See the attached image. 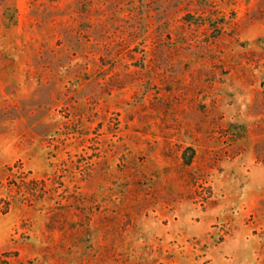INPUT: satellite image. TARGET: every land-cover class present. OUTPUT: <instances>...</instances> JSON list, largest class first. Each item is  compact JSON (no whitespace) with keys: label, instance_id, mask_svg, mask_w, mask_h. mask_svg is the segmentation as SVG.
Wrapping results in <instances>:
<instances>
[{"label":"rangeland","instance_id":"1","mask_svg":"<svg viewBox=\"0 0 264 264\" xmlns=\"http://www.w3.org/2000/svg\"><path fill=\"white\" fill-rule=\"evenodd\" d=\"M0 264H264V0H0Z\"/></svg>","mask_w":264,"mask_h":264}]
</instances>
